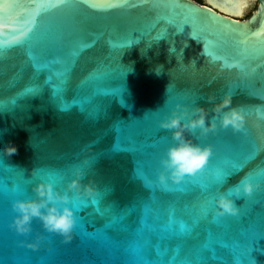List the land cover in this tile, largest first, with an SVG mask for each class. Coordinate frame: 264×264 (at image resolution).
Instances as JSON below:
<instances>
[{"label":"water","instance_id":"obj_1","mask_svg":"<svg viewBox=\"0 0 264 264\" xmlns=\"http://www.w3.org/2000/svg\"><path fill=\"white\" fill-rule=\"evenodd\" d=\"M246 2L223 0L221 9L242 15ZM258 2L241 21L192 0H0V147L18 149L11 158L0 154V264H129L137 247L152 264H264V0ZM109 3L119 6L92 7ZM113 87L115 97L95 95ZM228 94L243 109L244 129L192 133L189 139L212 147L208 165L180 185H160L161 160L176 143L160 121L177 105L206 107L211 120L208 97L218 103ZM73 100L83 111L79 104L61 110V101ZM236 164L238 174L223 186L202 191L215 170ZM77 172L93 195L71 194V242L39 220L28 235L10 228L16 200L34 199L41 182L64 191ZM245 176L260 187L234 196L238 214L214 223L219 190ZM17 187L21 194H11ZM206 202L209 217L193 225ZM145 206L148 226L138 234ZM170 213L189 230L162 227Z\"/></svg>","mask_w":264,"mask_h":264},{"label":"clouds","instance_id":"obj_2","mask_svg":"<svg viewBox=\"0 0 264 264\" xmlns=\"http://www.w3.org/2000/svg\"><path fill=\"white\" fill-rule=\"evenodd\" d=\"M207 102L213 105L211 114L214 115L211 120H209V109L206 107L198 106L189 111L177 105L171 115L160 121V128L170 131L176 141L161 160L163 171L158 178L160 185L167 186L169 182L180 185L187 176L197 175L208 165L213 156V149L211 146L204 147L189 139L192 133L199 130L206 136L221 127L232 128L237 132L244 129L243 109L232 106L233 98L230 94L225 95L218 103L215 96H209ZM217 118L219 124L216 123ZM17 152V147L11 142L5 147H0V154L8 158ZM83 176V172H77L76 178L68 183L64 191H60L53 183L41 182L35 185L32 189L35 193L34 199L16 200L12 204V211L16 215L10 228L17 234L28 235L32 232L33 221L39 220L46 232L60 235L65 242H71L77 226L76 212L69 206L72 200L71 194L75 193L78 198L93 195V188L90 185L82 186ZM259 187V184H254L245 176L227 192L219 190L218 198L215 200L216 215L218 217L237 215L239 208L233 197L252 196ZM38 246L39 240L36 244L29 245L33 248Z\"/></svg>","mask_w":264,"mask_h":264},{"label":"snow or ice","instance_id":"obj_3","mask_svg":"<svg viewBox=\"0 0 264 264\" xmlns=\"http://www.w3.org/2000/svg\"><path fill=\"white\" fill-rule=\"evenodd\" d=\"M60 2L64 3L65 0H60ZM55 6H57V5H53V7H55ZM117 6H119V5L112 4V3H109L107 5H98V4H93L92 5V7H109V8L117 7ZM245 6H247V5L245 4ZM34 28H35V21L32 22V27L28 28L27 33H24V35L27 37L28 40L33 39V37L29 36L28 33L33 32ZM4 47H5L4 43L0 42V51H2ZM29 55H30V58L34 61V66L37 67V69L39 70L40 65L37 62V58L35 56H32L31 53H29ZM71 55H72V57H76V56L79 55V52L78 51H73L71 53ZM67 71H70V69H66V72ZM35 91H36V89H34V88H28V89L25 90V93H33ZM55 91H56V94L58 95L61 92V89L59 87H57ZM118 93H119L118 87H113V88H108V89H100V90H98L95 93V95H97V96H105V97H107V96L115 97V96L118 95ZM77 104H79V106L81 107V111H83L82 103H80L78 101H75V100H73L71 102V105L68 104L65 101H61V110H68V108L70 106L77 105ZM0 106H2V102H0ZM122 150H127V149H122L119 145H115L114 148H113V151H117V152L118 151H122ZM238 169H239V164L233 165L231 168H227V169H225V168L217 169V170H215L213 172L211 183L201 184L200 188L205 193H208L213 188L223 186L233 174H238ZM137 175L140 178H143V172L141 170H139V169L137 170ZM21 192H22V189L20 187H17L15 190H13L11 192V194H21ZM8 194L9 193H7V195ZM214 203H215V200H214ZM206 204H207V202L205 204L201 205V207H200V215H199V217L197 219H195L193 221V225L198 224L200 219H207L209 217L210 212H209V209L207 208ZM150 211H151V209L148 206L144 207L143 218L141 220V229L138 230V234L140 232H142L143 228L148 226L147 220H148V216H149ZM211 216H212V221L214 223H215L217 218H220V217H218L216 215V207L211 210ZM177 224H178L179 231L181 233L189 230L188 225L184 221H182V220L181 221H177L175 219L174 213H170L169 214V217H168V220H167V224L166 225H162V227L171 229L174 225H177ZM262 235H264V234H262ZM253 241H255V239H253ZM132 255H133L134 258L129 262V264H152L151 261L143 259L142 250L140 248H138V247L134 248L132 250ZM188 264H190V262H188ZM237 264H239V261L237 262ZM244 264H251V261L250 260H246L244 262Z\"/></svg>","mask_w":264,"mask_h":264},{"label":"flooded vegetation","instance_id":"obj_4","mask_svg":"<svg viewBox=\"0 0 264 264\" xmlns=\"http://www.w3.org/2000/svg\"><path fill=\"white\" fill-rule=\"evenodd\" d=\"M192 1H194L195 3H197L201 6L210 8V9H212V10H214V11H216L222 15H226V16H229L231 18L241 20V21L249 19L256 12L258 5H259L258 0H247V2H246L247 6L244 7V13L246 11H248L249 9H251V7H255V11L252 12L249 16H247L246 19H243L242 15L244 13L242 15H237V14H231V13H227V12L223 11L221 9V6L223 5V0H192Z\"/></svg>","mask_w":264,"mask_h":264},{"label":"rangeland","instance_id":"obj_5","mask_svg":"<svg viewBox=\"0 0 264 264\" xmlns=\"http://www.w3.org/2000/svg\"><path fill=\"white\" fill-rule=\"evenodd\" d=\"M255 11V7H251V10H250V12L249 13H247V15L246 16H244V18L243 19H246L247 18V16H249L252 12H254Z\"/></svg>","mask_w":264,"mask_h":264}]
</instances>
